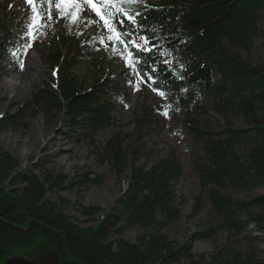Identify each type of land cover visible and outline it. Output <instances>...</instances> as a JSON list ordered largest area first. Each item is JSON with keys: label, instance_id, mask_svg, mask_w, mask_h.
<instances>
[{"label": "trees", "instance_id": "16d2710c", "mask_svg": "<svg viewBox=\"0 0 264 264\" xmlns=\"http://www.w3.org/2000/svg\"><path fill=\"white\" fill-rule=\"evenodd\" d=\"M50 7L54 16L49 21ZM132 7L141 13L139 27L125 19L120 30L147 36L157 46L151 52L128 47L139 58L142 73L155 78V83H148L150 88L165 93L180 115L175 117L174 132L186 141L190 165L201 187L207 188L219 221L200 224L193 235L206 240L224 229L241 236L246 250L225 245L214 255L193 254L187 242L167 239L164 223L156 218L167 222L179 215L175 184L183 169L174 152L151 165L131 167L125 189L108 210L80 206L85 218L81 225L46 196L51 187L66 190L63 179L51 177L46 188L45 181L27 174L0 145V264L14 256L26 258L39 246L53 252L56 264H264V248L259 247L264 244V195L234 202L225 194L226 189L251 194L264 186V69L225 44L250 51L264 20V0H138ZM36 10L44 14L45 32L64 37L69 45L63 51L44 40L46 48H53L46 59L57 81L54 87L39 89L31 104L46 115L60 114L69 132L79 130L83 136L114 125L105 98H114L116 91L102 80L83 87L72 74L88 51L77 50L81 44L70 19L58 18L55 0L51 5L41 0ZM30 24L28 15L0 21V51L21 54L28 47L23 34ZM207 104L224 120L220 131L201 119ZM148 114L143 112L141 119ZM13 124L14 114L0 118V130ZM109 150L112 167L121 174L127 162L120 144L115 141ZM89 183L100 184L101 178ZM131 228L143 231L134 243L121 237Z\"/></svg>", "mask_w": 264, "mask_h": 264}, {"label": "rangeland", "instance_id": "374dc122", "mask_svg": "<svg viewBox=\"0 0 264 264\" xmlns=\"http://www.w3.org/2000/svg\"><path fill=\"white\" fill-rule=\"evenodd\" d=\"M78 3L83 9L81 19L78 23L70 21L71 27L77 32V42L81 44L77 50L88 52L84 61L73 67L72 74L83 87L102 80L116 91L114 98H105L112 107L110 115L114 118V125L83 136L79 130L69 132V126L64 124L60 114L46 115L38 105L31 104L33 95L39 89L54 87L57 81L55 70L46 55L54 47L65 51L69 45L64 37L60 39L56 35H48L44 30L47 24L40 22L23 34L31 46L21 54L0 51V118L15 115V124L6 125L0 130L3 150L12 155L27 174H34L45 181L46 188V181L51 177L63 179L68 188L62 191L51 187L46 196L81 225L85 218L81 215L80 206L108 210L125 189L131 167L151 165L174 152L183 169V175L175 184V205L179 215L176 220L167 222L156 218L157 223H164L162 232L167 239L179 244L187 242L193 254L214 255L225 245L235 251H245L246 245L241 236L236 237L224 229H217L206 240L193 235L200 224L211 221L218 225L219 221L214 217L207 188L201 187L190 165L186 141L174 132L175 117L180 115L170 107L164 96L143 82L144 78L133 73L125 59L113 53L111 45L114 41L107 39L108 32L103 21L84 0H78ZM97 7L101 6L98 4ZM36 11L40 13V10ZM24 15H28L32 24L33 9L26 0H0V21ZM88 21L94 23L89 24ZM102 36L109 44L107 49L105 43L100 42ZM44 40H49L53 48H46ZM225 44L252 65H260L264 69V20L260 23L257 36L252 39L250 51ZM19 109L22 110L18 115ZM165 111L167 116L163 114ZM143 112L149 113L146 120L141 119ZM201 119L214 131L223 128L224 120L211 110L209 104ZM233 124L239 125L237 121H233ZM115 141L120 144L127 162L121 174L113 169L110 158L109 147ZM84 176L87 178L84 179ZM95 177L101 178L100 184L89 183ZM225 194L234 202H244L251 197L263 196L264 186L251 194L237 193L231 189H226ZM142 232L141 229L131 228L125 230L121 237L134 243ZM259 247L263 249L264 244L261 243ZM24 259L38 264H56L53 252L44 246L37 247Z\"/></svg>", "mask_w": 264, "mask_h": 264}, {"label": "snow or ice", "instance_id": "6c2138e0", "mask_svg": "<svg viewBox=\"0 0 264 264\" xmlns=\"http://www.w3.org/2000/svg\"><path fill=\"white\" fill-rule=\"evenodd\" d=\"M32 6L33 18L30 28L39 24L44 20V14L42 12L37 13L36 4L40 3L41 0H26ZM51 5L52 0H48ZM94 11L97 17L103 21V26L108 32L107 39L109 41H114L111 45V49L114 54H119L122 59H125L126 65L132 69L133 73L144 78L145 83H155V78L151 73L144 74L140 70L139 64L140 60L135 56V53L129 49V45L132 46L136 51L151 52L157 46L151 44L150 38L144 35H138L136 32L125 33L120 30L123 26V22L126 19L127 22L134 28L139 27L137 23V17L141 15L139 11H136L132 5L138 3V0H84ZM101 7H97V5ZM55 10L59 12V19L63 21L65 18H69L72 23H78L81 19L80 13L83 11L78 0H55ZM54 11L51 7L48 10L47 19L50 21L53 19ZM117 16L121 17L119 21L116 20ZM89 24L94 23V21H88ZM128 37L126 39L125 37ZM132 36H136V39H131ZM101 43H105L104 37L100 39ZM29 47L31 45H28ZM122 46V47H121ZM109 44L105 43V48L107 49ZM165 63H168L165 61ZM21 66L22 62H21ZM155 72L156 69H152ZM138 90V86H137ZM157 89H154V91ZM160 95H165V93L160 92ZM165 116L168 115L167 111L163 113Z\"/></svg>", "mask_w": 264, "mask_h": 264}, {"label": "water", "instance_id": "95a60500", "mask_svg": "<svg viewBox=\"0 0 264 264\" xmlns=\"http://www.w3.org/2000/svg\"><path fill=\"white\" fill-rule=\"evenodd\" d=\"M6 264H38L34 261L26 260L19 256L10 257L6 260Z\"/></svg>", "mask_w": 264, "mask_h": 264}]
</instances>
